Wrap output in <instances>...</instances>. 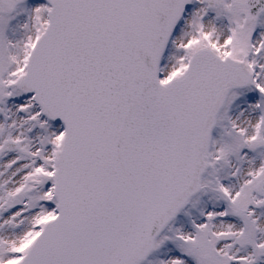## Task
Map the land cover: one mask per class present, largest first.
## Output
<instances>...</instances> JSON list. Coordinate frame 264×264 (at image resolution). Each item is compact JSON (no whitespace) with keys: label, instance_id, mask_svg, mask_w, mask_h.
Wrapping results in <instances>:
<instances>
[{"label":"snow or ice","instance_id":"6c2138e0","mask_svg":"<svg viewBox=\"0 0 264 264\" xmlns=\"http://www.w3.org/2000/svg\"><path fill=\"white\" fill-rule=\"evenodd\" d=\"M0 264H264V0H0Z\"/></svg>","mask_w":264,"mask_h":264}]
</instances>
